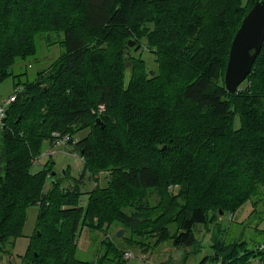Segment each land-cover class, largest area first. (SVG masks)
I'll use <instances>...</instances> for the list:
<instances>
[{
    "label": "trees",
    "instance_id": "1",
    "mask_svg": "<svg viewBox=\"0 0 264 264\" xmlns=\"http://www.w3.org/2000/svg\"><path fill=\"white\" fill-rule=\"evenodd\" d=\"M242 2L0 0V82L17 59L35 55L36 33L64 34L53 63L14 82L0 127V258L11 254L32 204L40 210L22 264H125L105 232L112 223L128 229L126 242L143 251L162 240L191 247L194 226L234 213L259 188L264 195V41L238 89L228 92L224 84L231 41L255 0ZM131 36L134 50L143 42L154 47L156 73L148 76L127 54ZM127 66L129 78L117 91L112 79ZM98 104L103 112L94 111ZM74 128L88 131L75 138ZM54 132L67 135V145L74 141L80 177L88 172L93 188L63 186L47 163L31 172L44 144L55 145ZM172 170L182 175L178 181L196 184L163 188ZM100 173H107L103 186ZM83 229L104 235L94 261L77 255ZM260 234L255 243L212 241L213 254L198 264H264Z\"/></svg>",
    "mask_w": 264,
    "mask_h": 264
},
{
    "label": "rangeland",
    "instance_id": "2",
    "mask_svg": "<svg viewBox=\"0 0 264 264\" xmlns=\"http://www.w3.org/2000/svg\"><path fill=\"white\" fill-rule=\"evenodd\" d=\"M244 7L250 5V0H242ZM41 8L40 6L38 9ZM42 9V8H41ZM151 31V30H150ZM64 34L57 31H42L35 35L36 53L33 56H28L24 59H17L15 64L10 68L12 74L0 82V106L15 93L14 82L19 78L21 80H31L35 77L37 71L47 68L53 63L64 51V45L62 39ZM128 39L135 40L133 46H128L127 41L125 45V51L128 55L139 58L143 62V70L150 76L152 73L157 72L156 55L154 54V47L150 48V45L143 42L142 50H134L136 47L137 38L131 36ZM127 39V40H128ZM158 60V59H157ZM130 64V63H129ZM110 66H113L112 64ZM115 66V65H114ZM120 75L112 79L111 83H115L118 91V86L125 83L129 78L130 67L118 68ZM25 70L26 75L14 76L15 74ZM104 80V79H103ZM123 82V83H122ZM115 91V90H114ZM103 106V107H102ZM96 110L98 113L103 112L105 109L104 104H98ZM88 131V128L75 129L74 137L81 138ZM2 142L0 140V176L2 175ZM66 149V150H65ZM38 159L31 165V172H36L42 168L44 164L52 165L55 171L53 176L61 179L60 182L63 186L73 185L74 182H78L79 187L82 190H89L96 184L95 180L88 176V172H85L84 177H80V172L83 167V160L76 152H71L70 147H65L63 144H55L52 146L45 143L43 150L37 156ZM148 162H151L153 157L150 154L145 155ZM155 158V157H154ZM190 168L187 163L182 164L181 168ZM65 169L68 170L69 175L65 177ZM30 172V173H31ZM178 173V170H175ZM172 170L167 180L163 182V188H168L169 185L177 183L181 174H175ZM107 173H100L97 181L99 186H103L106 182ZM51 176L47 178L44 190L46 191L51 182ZM168 181V182H167ZM194 179H182L179 183L195 182ZM184 187V186H182ZM87 201V195L80 197L81 205H85ZM152 203L153 200H151ZM40 206L38 204H32L26 208V219L22 228L21 234L15 239L13 249L9 256H2L0 258V264H22V257H24L30 237L33 234L37 215L39 213ZM211 214V211L209 212ZM222 214V213H220ZM213 222H207L206 224H197L193 228L194 235L196 237V243L191 247H174L171 244V240H162L157 243L156 246L151 245L148 251L140 249L137 242L128 244L126 241L131 240L132 236L127 229L119 228L117 224L112 223L107 232V238L113 239L114 243L120 247L122 253V259L127 260L125 264H198V261L204 255H212L211 249L212 241L215 242H229L233 239H244L251 241L252 243L261 240V232L264 231V195L259 188V192H252L248 200H246L234 213L222 214L219 217H215ZM256 228L258 230H256ZM121 229L123 234L119 237L116 236V231ZM261 231V232H260ZM124 236V238H122ZM104 235L96 231L81 230L78 238V252L77 255L84 259L95 260V256L101 247V241ZM201 250V251H200ZM200 251V252H199ZM128 252L129 255H125ZM188 255V257H187ZM187 257V260H186ZM121 259V257H119ZM118 258V259H119ZM253 264H256L255 262Z\"/></svg>",
    "mask_w": 264,
    "mask_h": 264
},
{
    "label": "water",
    "instance_id": "3",
    "mask_svg": "<svg viewBox=\"0 0 264 264\" xmlns=\"http://www.w3.org/2000/svg\"><path fill=\"white\" fill-rule=\"evenodd\" d=\"M264 41V0H255L253 6L243 17L241 24L231 41L227 65L224 73V84L228 92H235L240 83L250 72L252 65ZM135 40L128 39L127 45L133 46ZM96 121H100L99 118ZM68 145L73 140H68ZM55 174L51 170V175ZM220 213H222L220 211ZM39 234V231L37 232ZM123 234L121 229L116 236Z\"/></svg>",
    "mask_w": 264,
    "mask_h": 264
},
{
    "label": "built area",
    "instance_id": "4",
    "mask_svg": "<svg viewBox=\"0 0 264 264\" xmlns=\"http://www.w3.org/2000/svg\"><path fill=\"white\" fill-rule=\"evenodd\" d=\"M15 99V93L13 95H11L3 104L2 106H0V127H2L4 125V117L6 115V110H7V106L9 105L10 102L14 101ZM103 107V106H102ZM54 137H55V141H54V144H63L65 145V140L68 139V136L65 135L63 136L62 138L59 137V135L54 132L53 133ZM34 161H36V159H34ZM125 255H129L128 252H125Z\"/></svg>",
    "mask_w": 264,
    "mask_h": 264
},
{
    "label": "flooded vegetation",
    "instance_id": "5",
    "mask_svg": "<svg viewBox=\"0 0 264 264\" xmlns=\"http://www.w3.org/2000/svg\"><path fill=\"white\" fill-rule=\"evenodd\" d=\"M69 140H71V139H69ZM73 142H74V141H73ZM64 146H65V147H70V146L72 147V144H71V145H67V144H65ZM65 150H66V149H65ZM71 152H72V150H71Z\"/></svg>",
    "mask_w": 264,
    "mask_h": 264
}]
</instances>
